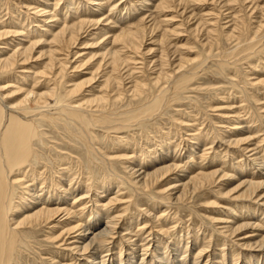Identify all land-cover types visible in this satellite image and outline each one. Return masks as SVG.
Masks as SVG:
<instances>
[{"label":"rangeland","instance_id":"1","mask_svg":"<svg viewBox=\"0 0 264 264\" xmlns=\"http://www.w3.org/2000/svg\"><path fill=\"white\" fill-rule=\"evenodd\" d=\"M5 1L9 6L4 4V0H0V22L7 24L6 27H10V31L14 30V27L24 31L22 38L18 37L13 42L12 51L21 48L14 47L18 43L25 42L27 45L28 39H23L27 36H30L31 41L41 43L35 52L36 56L39 52L57 49L52 72L45 68L46 59H41L37 64L34 63L36 65H26L24 68L27 69L19 66L6 73V76L0 75V87H5L1 94L4 102L9 104H17L16 100L19 103L23 99L24 90L28 88L27 91H30L33 86L36 91H32L35 93H52L46 98L44 105L36 104L30 99L31 104L25 106L28 108L26 113H18L21 126L34 129L29 147L36 153H31L27 162L29 166L23 164V170H26L25 174L31 180L28 184L34 185L35 188L37 186L35 191L44 186L42 192H37L43 200L50 199L45 194L47 191L57 189V195L53 194L48 200L50 202L53 199L55 201L59 193L67 191V194L61 195L64 196L61 204L74 213L72 217L75 219L71 217L74 220L72 225L77 223L94 230L104 222L101 218L100 221L98 219L99 222L94 221L100 216L120 218H116L117 235L107 243L106 249H102L105 252L101 251L104 264H139L143 259L145 264L152 261V264H160L161 259L170 264H264V250L257 252V249L245 246L264 236V197L259 198V201L238 199L241 193L238 192L239 189L230 196L226 195L243 180L264 182V0H147L142 3L144 5L140 3L142 0H47L45 5L40 4L43 0ZM71 1L72 4L69 3ZM35 5L42 7L41 9L47 8L44 9L45 15L43 11L34 15L31 10ZM39 7L38 10H41ZM7 8L10 14L6 11ZM10 9L19 17L18 20L11 19L13 14ZM47 10H50V13ZM51 11L56 12L58 18L54 23L45 21L48 15L51 16ZM61 19L65 24H62ZM77 22L85 24L77 33L74 47L68 46L60 50V47L55 48L56 45L52 48L54 44L50 46L49 42L55 32L65 26H78ZM43 24L50 27L47 29ZM5 25H0V30ZM140 27L142 32L138 36L141 38L137 36L136 44H133L137 47L140 44L139 53H135L133 46L131 50H127L128 47L120 43L114 44L113 35L117 36L130 29V32H136V29L141 31ZM37 30L42 33H36ZM44 42H47V47ZM105 51H123L120 53L125 61L123 66L127 65L126 68L122 66L121 75L119 72L113 74L117 76L116 81L120 84H111L112 88H107L104 84L108 76L105 74L110 72L106 64L108 56H104ZM11 52L9 49L8 53ZM39 72H44L45 75ZM49 74L50 77L47 76ZM80 82L84 87H81L79 92L70 94ZM132 85L136 88L133 89ZM18 86L22 89L20 92H16ZM108 92L110 95H107ZM20 96L21 99H18ZM94 97H106L108 103L86 104ZM85 109L89 110V113ZM42 110H45V113ZM80 112L81 114H78ZM94 117L100 119V122L94 123ZM6 120L8 121V118L3 120L6 125H3L4 127L8 126ZM4 130L2 133H5ZM196 138H199V142ZM246 139V142H242ZM133 158L136 162L131 161ZM193 158L194 160H191ZM174 163L178 164L182 172L167 175L149 189H141L133 182V176L137 175H132L135 172L153 171ZM23 170L17 177L21 178L18 179L20 181L23 180ZM29 172L34 173L33 176ZM209 172H217L216 183L190 192L180 200L175 199L184 183L199 174ZM220 175L226 176L220 178ZM37 177L39 182L36 181ZM74 182L77 185H73ZM169 183H172L171 187L176 190L170 189ZM18 187L15 186L10 197L11 201L16 203L25 195L24 189ZM95 189L97 190L94 191ZM116 191L119 192L117 196ZM83 192L88 196H84ZM258 194H264V188L259 190ZM111 198H115V201L107 205L106 202ZM121 211L125 215L121 214ZM76 212H79V216ZM90 216L93 219H90ZM69 222L62 226L66 227ZM248 223H251V228L232 234L231 229L237 224ZM49 227L31 231L23 229L25 231L21 233L22 239L11 249L6 264H53L52 258L62 263L63 258L66 264L87 262L85 257L65 247L68 242L63 245L61 241L57 243L49 240L52 234ZM222 228L229 230L224 232ZM58 233V229H55V236ZM83 238L85 240V237ZM163 240L165 242L164 248L160 249L161 255L154 253L159 248L158 243ZM201 249L204 251L198 255ZM223 249L222 255L220 251ZM118 252L121 254L118 255Z\"/></svg>","mask_w":264,"mask_h":264},{"label":"bare ground","instance_id":"2","mask_svg":"<svg viewBox=\"0 0 264 264\" xmlns=\"http://www.w3.org/2000/svg\"><path fill=\"white\" fill-rule=\"evenodd\" d=\"M39 1V0H38ZM41 1V0H40ZM46 1L47 0H43V1H41V5H45V4H47L46 3ZM53 1V0H52ZM54 1H56V0H54ZM53 1V2H54ZM65 1V0H64ZM147 0H142V1H140V3L142 4V3H145ZM181 1V0H180ZM183 1V0H182ZM5 0H4V4H5ZM8 2V1H7ZM35 2V1H34ZM49 2V1H48ZM57 2V1H56ZM59 3H60V1H58ZM89 2V1H88ZM187 2V1H186ZM19 3V2H18ZM31 3V2H30ZM69 3H71L72 4V1L71 2H69ZM7 4L8 3H6L5 5L7 6ZM13 4V3H12ZM20 4V3H19ZM39 4V5H40ZM99 4V3H98ZM147 4V3H146ZM15 5H16V3H15ZM21 5H22V3H21ZM24 5H26V4H24ZM52 5H54V3L52 4ZM56 5V4H55ZM58 5V4H57ZM91 5V4H90ZM142 5H144V4H142ZM8 6H9V4H8ZM23 6V5H22ZM49 6H50V4H49ZM66 6H68V4L66 5ZM97 6V5H96ZM110 6V5H109ZM24 7H26V6H24ZM29 7H30V5H29ZM35 8H33L31 11L34 13V15H38V13H42V11H43V14H44V9L46 10L47 8H45V7H43V9H41L38 5H37V7H36V5L34 6ZM38 7H39V9H41V10H38ZM61 7V6H60ZM111 7H114V6H111ZM110 7V8H111ZM0 8H1V5H0ZM55 8H56V6H55ZM69 8H70V5H69ZM68 7H67V9H69ZM28 9V8H27ZM48 9H50L49 7H48ZM60 9V8H59ZM65 9V8H64ZM63 9V10H64ZM67 9H66V12H67ZM163 9H165V8H163ZM4 10V9H3ZM11 10V9H10ZM22 10V9H21ZM30 10H28V11H30ZM56 10V9H55ZM109 10V9H108ZM107 10V11H108ZM135 10V9H134ZM168 10V9H167ZM6 11H8V14H10V11H9V8H7V10ZM19 11H20V9H19ZM30 11V12H31ZM48 12L50 11V10H47ZM53 11V10H52ZM51 11V16H49L48 15V13H46V16H47V18L45 19V21L46 20H49V22L48 23H54V22H56V20L58 19L57 18V16L55 15V13H53ZM99 11V10H98ZM4 12V11H3ZM11 12H12V10H11ZM16 12H18V11H16ZM31 12V13H32ZM46 12V11H45ZM64 12V11H63ZM109 12V11H108ZM107 12V13H108ZM115 12V11H114ZM28 13V12H27ZM30 13V14H31ZM50 13V12H49ZM6 14H7V12H6ZM12 14L13 15H11V19L12 20H18V18L19 17H17L16 16V14L14 15V13L12 12ZM21 14V13H20ZM43 14H41V15H43ZM25 15H27V14H25ZM32 15V14H31ZM30 15V16H31ZM45 15V14H44ZM43 15V16H44ZM69 15V14H68ZM110 15V14H109ZM66 16V15H65ZM64 16V17H65ZM59 17V16H58ZM64 17H63V19H64ZM31 19V18H30ZM30 19L28 20L29 21V23H30ZM42 19H44V18H42ZM60 19V18H59ZM32 20V19H31ZM33 20H34V18H33ZM32 20V21H33ZM36 20V19H35ZM89 20V19H88ZM32 21H31V23H32ZM39 21V20H38ZM38 21H36V22H38ZM44 21V20H43ZM61 22H62V24H65V23H63V21H62V19L60 20ZM11 22V21H10ZM19 21H17V23H18ZM20 22H22V20L20 21ZM90 22V21H89ZM92 22H94V20H92ZM98 22V21H97ZM7 23V22H6ZM29 23H28V26H29ZM30 23V24H31ZM44 23V22H43ZM57 23H59V22H57ZM67 23V22H66ZM78 23V22H77ZM99 23V22H98ZM141 23V22H140ZM13 24V23H12ZM34 24V23H33ZM36 24V23H35ZM39 24V23H38ZM61 24V23H60ZM85 24V22H82V23H78V26H73V27H71V28H69V27H62V28H60V30H58V32L56 33L55 32V34H53V36L51 37L52 39V41H50L49 42V44H50V46L52 45V44H54V45H52V48L56 45V47L55 48H58V47H60L61 49L60 50H62V49H64V47H68V46H70L69 48H71V46H75V41L77 40V33L80 31V30H82V27H83V25ZM96 24V23H95ZM0 25L2 26V25H5V24H3L2 22H0ZM7 25V24H6ZM6 25L4 26V28H1V30H0V75H2L3 76V74H5V76H6V73H8V72H10V71H12V70H14L16 67H19V66H21L20 68H22V69H27V68H24L26 65H30V66H33V65H36L37 64V62L39 61V60H41V59H46L45 61H46V63H45V68H47V69H49L48 71H51L52 69H54L53 68V65H54V63H55V58H56V55H55V53H56V50L57 49H48L46 52H39L38 53V55L36 56L35 55V52H36V50H37V48H38V46L39 45H41V43L40 42H37V41H31V38H30V36H27V37H24L23 39H28V43H27V45H25L24 43L23 44H19L18 42V44H16V46H14V47H17V46H19V47H21V48H18V50L16 49V50H13L12 51V45H14V41L15 40H17L18 39V37H21L22 38V32H23V34H24V31H19V30H21V29H19V28H17V27H14V30H12V31H10L11 29H10V27H8V29H7V27H6ZM10 25V24H9ZM8 25V26H9ZM18 25H20L19 23H18ZM24 25V24H23ZM44 25V27H45V25L46 24H43ZM49 25H52V24H49ZM48 25V26H49ZM55 25V24H54ZM87 25H89V24H87ZM86 25V26H87ZM93 25H94V23H93ZM97 25V24H96ZM139 25H141V24H139ZM21 26V25H20ZM19 26V27H20ZM25 26V25H24ZM64 26V25H63ZM68 26H70L69 24H68ZM90 26H91V24H90ZM22 27V26H21ZM31 27V26H30ZM34 27V26H33ZM50 27V26H49ZM49 27H45V28H49ZM12 28H13V25H12ZM23 28V27H22ZM26 28V27H25ZM35 28V27H34ZM86 28V27H85ZM19 29V30H18ZM29 29V28H28ZM27 29V30H28ZM31 29V28H30ZM29 29V30H30ZM43 29V28H42ZM47 29H45V32H46V30ZM143 29V28H142ZM44 30V29H43ZM84 30V29H83ZM131 30V29H130ZM130 30H128V31H124V32H121L120 34H118L117 36H115V35H113L114 36V38L112 39L113 40V42H114V44H116V43H120V44H122L123 46H125V47H128V49L127 50H131L132 48H131V46H133V50L135 51V53H139V51H138V49H139V47H140V44H138V47H137V45L136 46H134L133 44H136V40H137V36L138 35H140L141 34V32H142V30H141V27H140V30L141 31H137V29H136V32H130ZM132 31V30H131ZM30 32V31H29ZM83 32V31H82ZM25 33H26V31H25ZM27 33H28V31H27ZM36 33H42V32H40V31H36ZM35 33V35H38V34H36ZM44 33V32H43ZM46 33H48V32H46ZM91 33V32H90ZM29 34V33H28ZM32 34H34V33H32ZM49 35H50V33H48ZM21 35V36H20ZM27 35V34H26ZM46 35V34H45ZM17 37V38H16ZM44 37V36H43ZM138 37H140V36H138ZM144 37V36H143ZM40 38V37H39ZM136 38V39H135ZM141 38V37H140ZM139 38V39H140ZM22 39V40H23ZM144 38H142V40H143ZM20 40V39H19ZM33 40V39H32ZM110 41V40H109ZM132 41H135V42H132ZM111 42V41H110ZM109 42V43H110ZM138 42H140L139 40H138ZM142 43V42H141ZM46 44H47V42H44V45L46 46ZM48 44V45H49ZM68 44V45H67ZM117 45V44H116ZM73 46V47H74ZM120 47H121V49H123L122 48V46L121 45H119ZM11 47V48H10ZM47 47V46H46ZM116 48V47H115ZM117 48H118V50H119V47L117 46ZM117 48H116V50H117ZM9 49H10V54L8 53V51H9ZM112 49V48H111ZM124 49H126V48H124ZM59 50V49H58ZM110 50V49H109ZM38 52V51H37ZM61 52V51H60ZM121 52H123V51H121ZM121 52H119V51H105L104 52V56L106 57V56H108V59H106L105 57H103V58H105L106 60H108L107 62H106V64H107V66H108V69H110V72L109 73H106L105 75H107L108 74V76L106 77V79H105V81H104V84H105V86L108 88L111 84H115V85H119L120 83H119V81H116V79H118L117 78V76L116 75H113L114 73L116 74V73H118L119 72V74L121 75V73H120V70H122L121 68H122V66H123V64H125V61H124V59L121 57ZM128 52V51H127ZM7 53V54H6ZM69 53V52H68ZM78 53V52H77ZM58 54H60V53H58ZM61 54H63V53H61ZM60 54V55H61ZM67 54V53H66ZM75 55H77V54H75ZM123 55V54H122ZM127 56V55H126ZM57 57L59 58V55H57ZM67 57V56H66ZM78 58V57H77ZM81 58V57H80ZM131 58V57H130ZM101 59V58H100ZM104 59V60H105ZM134 59V58H133ZM65 60V59H64ZM67 60H68V58H67ZM105 60V61H106ZM164 60V59H163ZM62 60H60V62H61ZM66 61V60H65ZM102 61V60H101ZM161 61H162V58H161ZM164 61H166V60H164ZM163 61V62H164ZM141 62H142V60H141ZM34 63H36V64H34ZM61 63H63V61L61 62ZM64 64V63H63ZM67 64V63H66ZM104 65H105V62L103 63ZM60 65H62V64H60ZM99 65V64H98ZM133 65V64H132ZM164 65V64H163ZM59 66V65H58ZM96 66V65H95ZM107 66H105V67H107ZM127 66V65H126ZM126 66H123V67H125L126 68ZM28 67V66H27ZM55 67H56V65H55ZM99 68H100V66H98ZM64 68V67H63ZM96 68H97V66H96ZM98 68V69H99ZM76 69V68H75ZM44 70V69H43ZM63 70V69H62ZM25 71V70H24ZM46 71V70H45ZM48 71H46V73L48 72ZM64 71H66V70H64ZM15 72V71H14ZM52 72V71H51ZM60 72V71H59ZM27 72H25V74H26ZM40 73V72H39ZM38 73V74H39ZM40 74H43V75H45L44 74V72H42V73H40ZM54 74V73H53ZM52 74V75H53ZM59 74V73H58ZM63 74V73H62ZM55 75V74H54ZM60 75V74H59ZM58 75V76H59ZM65 75V74H64ZM161 75V74H160ZM28 76V75H27ZM48 77H50L51 75L49 74V75H47ZM28 77H30V76H28ZM60 77V76H59ZM118 77L120 78V76L118 75ZM53 78H55V77H53ZM26 79V78H25ZM48 79V78H47ZM51 79H52V77H51ZM57 79V78H56ZM119 80H121V79H119ZM40 81V80H39ZM72 81V80H71ZM88 81V80H87ZM116 81V82H115ZM122 81V80H121ZM22 82V81H21ZM46 82H47V80H46ZM49 82H51V81H49ZM57 82V81H56ZM86 82V81H85ZM84 82V83H85ZM90 82H91V79H90ZM19 83V82H18ZM24 83V82H23ZM8 84V83H7ZM54 84V83H53ZM78 84V83H77ZM87 84H88V82H87ZM169 84V83H168ZM6 85V84H5ZM21 85V84H20ZM56 85V84H55ZM2 87H0V264H6L7 263V260H8V257H9V253H10V251H11V249L13 248V246L15 245V243H17L19 240L21 241V233H22V231H25V230H23V229H28L29 231H31V230H41L42 228H45V227H49V230L52 232V234L49 236V240H51V241H56L57 243L58 242H60L61 241V244H63V245H65L66 244V242H68V244H66L65 245V247H67V249H69V250H71L72 252L74 251V252H76L77 254H79L80 256H82V257H85L87 260V262L85 263V264H104V260H103V258L104 257H102V254H103V252H105V250L103 251L102 249H106V247H107V245L109 244V241H111L112 240V237L116 234V233H118V232H116V218L118 217H113V218H109V216L108 217H103V216H100L98 213V216H100V217H98V218H96V219H94V221L96 222V221H98V219H99V221H100V218L104 221L103 223H101V224H103V225H101V224H99V226H98V228H95L94 230H93V228H88V227H83V226H81L80 224H77L76 222V224H74V225H72L73 223H74V220L73 219H75V217L73 218L72 217V214L74 215V213L72 212V210H70V209H67L66 207H62V204H61V201L62 200H64V196H61V195H63V194H67L68 192L67 191H64V192H61V193H59L58 194V196H56V200L54 201V199L53 200H51L52 202H50V201H48V200H50L51 199V197L53 196V194H56L57 192V189H54V190H56V191H52V192H49V191H47L45 194H46V196L48 197V198H50V199H47V200H43V198H41L40 197V195H38L37 194V192L39 191V192H42V190H43V188H44V186H43V188H38L39 190H37V191H35V189H37V186H36V188L34 187V185H31V184H28V183H30L29 181H31V180H29L28 179V177L26 176V174H25V172H26V170H25V172H24V170H23V164H27V162H28V160H29V157H30V155H31V153H36V151L35 152H33V151H31V149H30V147H29V145H30V139H31V137H32V135H33V133H34V129L33 128H30V127H22L21 126V117L19 116V114L18 113H26V111H27V109L28 108H26L27 106H26V104L27 105H30L31 103H29V101H30V99H31V101L32 102H34V103H36V104H43L44 105V102H45V100H46V98L47 97H49L50 95H52V93H50V92H45V93H40L39 91V93H35L34 91H36V90H34L33 88H34V86H33V88H32V90H34V91H32L31 89H30V91H27L28 90V88H26V90H24L25 92H24V96H22V100H20L19 101V103L17 102V100H16V103L17 104H15V105H12V104H9V103H7V101L6 102H4V98L2 97V91H4L5 90V87H3V85H1ZM8 86V85H7ZM11 86V85H10ZM44 86V85H43ZM49 86L51 87L52 86V84L50 85L49 84ZM74 86V85H73ZM111 86H113V85H111ZM110 86V87H111ZM121 86V85H120ZM133 86V89H135L136 88V86H134V85H132ZM19 87V89L16 91V92H20V86H18ZM37 87V86H36ZM81 87H84V85L83 84H81V82L79 83V85H76V86H74V88H73V90L72 91H70V94L71 93H74L75 91L77 92H79V89L81 88ZM9 87H7V89H8ZM22 88H23V86H22ZM70 88V87H69ZM112 88V87H111ZM132 88V87H131ZM6 89V90H7ZM42 89H44V87L42 88ZM48 89V88H47ZM58 89V88H57ZM57 89H56V91H57ZM116 89V88H115ZM118 89V88H117ZM22 90V89H21ZM13 91V90H12ZM42 91V90H41ZM45 91V90H44ZM51 91V90H50ZM52 91H54V90H52ZM55 91V92H56ZM110 91H112V90H110ZM75 92V93H76ZM22 93V92H21ZM109 93V92H108ZM6 93L4 92V95H5ZM15 94V93H14ZM20 95V94H19ZM107 95H110V93L109 94H107ZM18 99H21V96H20V98L18 97ZM48 99V98H47ZM114 99V98H113ZM14 100V99H13ZM106 97H94V98H92V99H90V100H88L87 102H86V104H93V103H99V102H102V103H104V102H106ZM115 100V99H114ZM108 101V100H107ZM9 102V101H8ZM14 102V101H13ZM111 102H113V100L111 101ZM106 103H108V102H106ZM76 104V103H75ZM78 104V103H77ZM81 104V103H80ZM113 104V103H112ZM26 106V107H25ZM40 106V105H39ZM50 106V105H49ZM66 106V105H65ZM83 106V105H82ZM36 107H37V105H36ZM35 107V108H36ZM42 107V106H41ZM69 107H70V105H69ZM77 107V106H76ZM81 107V106H80ZM38 108V107H37ZM64 108V107H63ZM71 108H73V106L71 105ZM79 108V107H78ZM40 109V108H39ZM42 109H43V107H42ZM51 109V108H50ZM66 109V108H65ZM70 109V108H69ZM30 110V109H29ZM67 110V109H66ZM74 110V109H73ZM72 110V111H73ZM86 111H87V109H85ZM37 111V110H36ZM39 112H40V110H38ZM45 111V110H44ZM43 110H42V112H44ZM78 111V110H77ZM94 111H96V110H94ZM75 114H77L76 113V111H73ZM88 113H89V110L87 111ZM90 112H92V111H90ZM7 113H9V114H7ZM45 113V112H44ZM59 113V112H58ZM49 114V113H48ZM51 114V113H50ZM71 114V113H70ZM75 114H73V115H75ZM78 114H81V112L80 113H78ZM99 114V113H98ZM7 115H8V117H7ZM24 115V114H23ZM29 115V114H28ZM37 115V114H36ZM47 115V114H46ZM94 115H95V112H94ZM251 115V114H250ZM25 116V115H24ZM36 117V116H35ZM38 117H40V115L38 116ZM80 117V116H79ZM91 117V116H90ZM98 117H100V116H98ZM4 118H8V121L6 120V122H8V126L7 127H4V126H6V125H4L3 123V120H4ZM80 118H83V117H80ZM92 118V117H91ZM95 119H93V121H94V123L96 122V123H99L100 121H98V120H100V119H97V117H94ZM78 120H79V118H78ZM82 120V119H81ZM24 121V120H23ZM22 121V122H23ZM33 122V121H32ZM34 123V122H33ZM84 123H85V119H84ZM4 125V126H3ZM99 125V124H98ZM97 125V126H98ZM33 127V126H32ZM4 128H5V130H4ZM35 128H36V125H35ZM2 130H4L5 131V133H2ZM213 136V135H212ZM205 138V137H204ZM199 139V138H198ZM198 139L196 138V140L198 141ZM223 139H225V138H223ZM222 139V140H223ZM227 139V138H226ZM203 140V139H202ZM224 141V140H223ZM227 141V140H226ZM247 141V139L246 140H242V142H246ZM26 142V143H25ZM199 142V141H198ZM197 142V143H198ZM33 143V142H32ZM204 143V142H203ZM213 143V142H212ZM237 143V142H236ZM9 145H11V147L9 146ZM194 144H192V146H193ZM202 145V144H201ZM31 146H32V144H31ZM194 146H196V144L194 145ZM198 146V145H197ZM204 146V145H203ZM121 147V146H120ZM263 147V146H262ZM192 148V147H191ZM199 148V147H198ZM197 148V149H198ZM200 148H201V146H200ZM34 149V148H33ZM193 150L195 149V147L194 148H192ZM245 149V148H244ZM196 150V149H195ZM203 150H204V148H203ZM205 150H206V147H205ZM207 151V150H206ZM243 151V150H242ZM248 151V150H247ZM263 151V150H262ZM192 152V151H191ZM210 152H211V150H210ZM196 154V153H195ZM227 154V153H226ZM229 154V153H228ZM246 154H244V156H245ZM192 156H194V155H192ZM202 156V155H201ZM243 156V155H242ZM242 156H240V157H242ZM36 157V156H35ZM204 157V156H203ZM203 157H201V159H203ZM253 157V156H252ZM258 157H259V155H258ZM32 158V157H31ZM34 158V157H33ZM251 158V157H250ZM254 158V157H253ZM252 158V159H253ZM257 158V157H256ZM175 159V158H174ZM246 159H247V156H246ZM191 160H194V158L193 159H191ZM260 160V159H259ZM131 161H135V159L133 158V160H131ZM241 161V160H240ZM247 161V160H246ZM254 161H255V158H254ZM30 162V161H29ZM32 162V161H31ZM129 162H130V159H129ZM136 162V161H135ZM172 162V161H171ZM178 162V161H177ZM177 162H175V163H177ZM189 162V161H188ZM34 163V162H33ZM175 163L174 164H167V165H165V166H161L160 168H158V169H155V170H153V171H142V172H139V173H137V172H135V173H133L132 175H135V174H137L136 176H133L134 177V179H135V181H133V182H135L141 189H144V190H146V189H149V187H153L154 185H156L160 180H162L163 178H165V177H167V175H172V174H176L177 172H182V171H180L181 169H179V167H178V164L177 165H175ZM236 163V162H235ZM258 163V162H257ZM131 164V163H130ZM28 166H29V164H27ZM129 165V164H128ZM186 165V164H185ZM236 165V164H235ZM238 165H240V164H238ZM250 165H252V164H250ZM261 165V164H260ZM32 166V165H31ZM137 166H138V164H137ZM142 166H143V164H142ZM141 166V167H142ZM180 166H181V164H180ZM237 166V165H236ZM254 166V165H253ZM27 166H25V168H26ZM131 167V166H130ZM144 167V166H143ZM262 167V166H261ZM135 168V167H134ZM180 168H182V166L180 167ZM185 168V167H184ZM31 169V168H30ZM186 169V168H185ZM206 169V168H205ZM21 170H23V173H24V176H23V180L22 181H20L21 180V178H17L21 173H20V171ZM35 171V170H34ZM61 171V170H60ZM134 171H136V170H134ZM213 171H215V170H213ZM33 172V171H32ZM32 172H29V173H32ZM62 172V171H61ZM132 172V171H131ZM200 172V171H199ZM218 172V171H217ZM217 172H209V173H204V174H199V176L197 177V176H195V177H193V178H191L190 179V181L189 182H187V183H184L183 185H182V188H181V190H180V192H179V194H178V196L175 198V199H177V200H180L181 198H183L184 196H186L188 193H190V192H196L198 189H201V188H205V187H207V186H211V185H213L214 183H216V179H217ZM22 173V174H23ZM63 173V172H62ZM202 173V172H201ZM219 173V172H218ZM33 174L34 173H32V176H33ZM41 174V173H40ZM130 174V173H129ZM225 174V173H224ZM253 174V173H252ZM11 175H12V177H11ZM39 175V174H38ZM37 175V176H38ZM131 175V174H130ZM222 175V174H221ZM220 175V178H222V177H224L225 178V176L223 175V176H221ZM261 175V174H260ZM60 176V175H59ZM174 176H176V175H174ZM228 176V175H227ZM22 177V176H21ZM36 177V176H35ZM40 177V176H39ZM228 177H230V176H228ZM253 177V176H252ZM32 177L30 176V179H31ZM38 178V177H37ZM44 178V177H43ZM177 178V177H176ZM18 179H20V180H18ZM77 179V178H76ZM75 179V180H76ZM33 180H35V179H33ZM47 180V179H46ZM52 180V179H51ZM55 180V179H54ZM57 180V179H56ZM74 180V179H73ZM72 180V181H73ZM264 180V179H263ZM36 181H38L39 182V178H38V180H36ZM58 181H60V180H58ZM71 181V182H72ZM240 181V180H239ZM55 182H57V181H55ZM41 183H42V180H41ZM44 183V182H43ZM50 183V182H49ZM58 183V182H57ZM60 183V182H59ZM75 183V182H74ZM73 183V185H77L76 183L74 184ZM37 184V183H36ZM39 184V183H38ZM53 184H54V182H53ZM83 184V182L81 183V186H83L82 185ZM101 184V183H100ZM170 184H172V183H169V186H170V189L172 188L173 190H176L175 188H173V186L171 187V185ZM19 186V187H21V189L23 190V191H25V195H22L21 197H20V201H18L17 203L16 202H13V201H11V196H12V194L14 193V190H15V186ZM55 185V184H54ZM61 185V184H60ZM63 185H64V183H63ZM69 185V184H68ZM86 185V184H85ZM89 185V184H88ZM53 186V185H52ZM57 186H58V184H57ZM80 186V187H81ZM87 186V185H86ZM90 186V185H89ZM99 186V185H98ZM104 186V185H103ZM18 187V188H19ZM94 187H96V186H94ZM102 187V186H101ZM136 187V186H135ZM176 187V186H175ZM35 188V189H34ZM81 188H85V186L84 187H81ZM89 188V187H88ZM117 188H119L118 186H117ZM116 188V189H117ZM168 188V187H167ZM264 188V182H251V181H242V182H238V184H237V186L235 187V189L234 190H229L227 193H226V195L227 196H230L231 195V193L232 192H234L235 190H238L239 189V191L238 192H240L241 191V193H240V195L239 194H237V195H239L237 198L238 199H240V198H242V199H249V200H257V201H259L258 199L259 198H261V197H264V194H262V195H259L258 193H259V190H261V189H263ZM46 189V188H45ZM48 190H49V188H47ZM80 189V188H79ZM92 189V188H91ZM94 189V188H93ZM179 189V188H178ZM178 189H177V191H178ZM21 190V191H22ZM52 190V189H51ZM89 190V189H88ZM87 190V191H88ZM97 189H95L94 191H96ZM99 190V189H98ZM137 190V189H136ZM22 191V192H23ZM72 191H74V190H72ZM82 191V190H81ZM93 191V190H92ZM118 191V190H117ZM116 191V193H115V195L117 196L118 195V193L120 192V190H119V192H117ZM44 192H45V190H44ZM43 192V193H44ZM56 192V193H55ZM85 192V191H84ZM84 192H83V195L85 196V194H84ZM89 193H90V191H88ZM100 192V191H99ZM143 192V191H142ZM18 193V192H17ZM92 193H95V192H92ZM236 193V192H235ZM19 194V193H18ZM17 194V195H18ZM21 194V193H20ZM40 194V193H39ZM96 194V193H95ZM100 194V193H99ZM42 195V194H41ZM57 195V194H56ZM80 195V194H79ZM87 195V194H86ZM98 195V194H97ZM120 195V194H119ZM43 196V195H42ZM45 196V195H44ZM43 196V197H44ZM45 196V198H47ZM67 196V195H66ZM82 196V195H81ZM88 196V195H87ZM86 196V197H87ZM188 196V195H187ZM192 196V195H191ZM17 197V196H16ZM16 197H14V198H16ZM19 197V196H18ZM73 197H74V195H73ZM77 197V196H76ZM96 197V196H95ZM113 197V196H112ZM119 197V196H118ZM55 198V197H54ZM79 198H81V197H79ZM83 198V197H82ZM88 198H90V197H88ZM108 198V197H107ZM117 198V197H116ZM75 199V198H74ZM77 199V198H76ZM128 199H129V197H128ZM235 199H236V197H235ZM65 200H66V197H65ZM123 200V199H122ZM176 200V201H177ZM75 201H77V200H75ZM81 201V200H80ZM83 201V200H82ZM90 201V200H89ZM88 201V202H89ZM93 201V200H92ZM115 201V198H111L110 200H108V202H106L107 203V205L108 204H110V203H112V202H114ZM170 201V200H169ZM171 201H173V200H171ZM74 202V201H73ZM96 202V201H95ZM264 202V201H263ZM50 203H52V204H50ZM80 203V202H79ZM86 203V202H85ZM85 203H84V205H85ZM99 203V202H98ZM118 203V202H117ZM120 203V202H119ZM165 203V202H164ZM258 203V202H257ZM66 204V203H65ZM67 204H68V202H67ZM77 204V203H76ZM95 204V203H94ZM256 204V203H255ZM51 205H53V207H50ZM71 205H74V203L72 204L71 203ZM113 205H114V203H113ZM100 206V205H99ZM106 206V205H105ZM111 206H112V204H111ZM166 206V205H165ZM70 207V206H69ZM76 207V206H75ZM79 207V206H78ZM83 207V206H82ZM85 207V206H84ZM83 207V208H84ZM227 207V206H226ZM73 208H74V206H73ZM86 208V207H85ZM104 208V207H103ZM79 209V208H78ZM108 209V208H107ZM107 209H105V210H107ZM114 209V208H113ZM108 210H111V209H108ZM154 210V209H153ZM166 210V209H165ZM225 210H227V209H225ZM80 211V210H79ZM85 211V210H84ZM99 211H101L100 209H99ZM163 211H164V209H163ZM162 211V212H163ZM235 211V210H234ZM74 212H75V210H74ZM103 212H104V209H103ZM147 212V211H146ZM166 212V211H165ZM164 212V213H165ZM250 212V211H249ZM77 213V215H78V213L79 212H76ZM82 213V212H81ZM94 213V212H93ZM100 213V212H99ZM102 213V212H101ZM105 213V212H104ZM114 213V212H113ZM157 213H159V212H157ZM230 213H232L233 214V212L231 211ZM92 214V213H91ZM96 214V213H95ZM94 214V215H95ZM121 214H124L122 211H121ZM148 214H150V213H148ZM235 214H237V213H235ZM102 215V214H101ZM109 215V214H108ZM125 215V214H124ZM151 215V214H150ZM160 215V214H159ZM79 216V215H78ZM78 216H76V218H78ZM89 216V215H88ZM97 216V215H96ZM155 216V215H154ZM162 216V215H161ZM248 216H250V215H248ZM73 219H72V218ZM94 217V216H93ZM129 217V216H128ZM158 217V216H157ZM163 217V216H162ZM243 217V216H242ZM252 217V216H251ZM89 218V217H88ZM87 218V219H88ZM92 218V216H90V219ZM125 218V217H124ZM123 218V219H124ZM239 218V217H238ZM241 218V217H240ZM70 219H72L73 220V222L71 223V221L69 222V220ZM80 219V218H79ZM93 219V218H92ZM118 219H120L119 217H118ZM117 219V220H118ZM146 219V218H145ZM159 219V218H158ZM152 220H153V218H152ZM162 219H160V221H161ZM164 220V219H163ZM249 220V219H248ZM98 221V222H99ZM119 221V220H118ZM123 221V220H122ZM146 221H147V219H146ZM155 221H157L156 219H155ZM232 221H234V220H232ZM241 221V220H240ZM239 221V222H240ZM67 222H69L68 223V225H66V227L67 226H69V225H72V226H70V227H65V226H62V225H65ZM83 222V221H82ZM88 222H89V219H88ZM97 222V223H98ZM132 222V221H131ZM143 222H145V221H143ZM227 222V221H226ZM248 222V221H247ZM250 222V221H249ZM90 223V222H89ZM128 223H129V221H128ZM156 223V222H155ZM159 223V222H158ZM234 223V222H233ZM252 223V222H251ZM251 223L249 224H240V225H238L237 224V226L236 227H233L231 230H232V234H235V233H239V231H241V230H243V229H247V228H251L252 227V225H251ZM93 224H94V222H93ZM92 224V225H93ZM146 224V223H145ZM157 224V223H156ZM228 224H230V223H228ZM236 224V223H235ZM254 224V223H253ZM84 225H86V223L84 224ZM125 225V224H124ZM131 225H133V224H131ZM138 225V224H137ZM144 225V224H143ZM154 225V224H153ZM161 225H162V221H161ZM160 225V226H161ZM231 225V224H230ZM65 227V228H62V227ZM87 226V225H86ZM136 226V225H135ZM141 226V225H140ZM146 226V225H145ZM148 226V225H147ZM150 226V225H149ZM165 226V225H164ZM234 226V225H233ZM259 226V225H258ZM92 227V226H91ZM143 227V226H142ZM141 227V228H142ZM227 227V226H226ZM256 227H257V225H256ZM131 228V227H130ZM162 228V227H161ZM231 227H229V229H230ZM254 228V227H253ZM55 229H58V231H59V233H58V235L57 236H55V234H54V231H55ZM132 229V228H131ZM139 229H140V227H139ZM164 229V228H163ZM169 229V228H168ZM172 229H174L173 227H172ZM223 229V228H222ZM228 229V230H229ZM119 230V229H118ZM134 230V229H133ZM143 230V232H144V229H142ZM141 230V231H142ZM157 230H159V229H157ZM226 230H227V228H226ZM226 230H224L223 229V231L225 232ZM227 230V231H228ZM50 231L48 232V233H50ZM140 231V230H139ZM139 231H138V233H139ZM150 231V230H149ZM153 231H154V229H153ZM163 231H165V230H163ZM172 231V230H171ZM134 232V231H133ZM135 232H136V234H137V231L135 230ZM223 232V233H224ZM147 233V232H146ZM145 233V234H146ZM153 233H155V232H153ZM160 233V232H159ZM166 233V232H165ZM222 233V232H221ZM23 234V233H22ZM150 234V233H149ZM162 234V233H161ZM161 234H159V236L161 235ZM168 234V233H167ZM226 234V233H225ZM47 235V234H46ZM117 235V234H116ZM143 235V234H142ZM165 235V234H164ZM224 235V234H223ZM227 235H228V233H227ZM226 235V236H227ZM166 236H168V235H166ZM166 236H165V238H166ZM83 237H85V240H84V238ZM115 237V236H114ZM138 237V236H137ZM143 237V236H142ZM148 237H149V235H148ZM157 237V236H156ZM155 237V238H156ZM161 237V236H160ZM232 237V236H231ZM122 238H124V237H122ZM139 238V237H138ZM146 238V237H145ZM148 239V238H147ZM224 239H228V238H224ZM27 240V239H26ZM87 240V241H86ZM140 240H141V238H140ZM150 240V239H149ZM170 240V239H169ZM242 240V239H241ZM84 241H86V243H84ZM124 241V240H123ZM146 241V240H145ZM162 241V240H161ZM243 241V240H242ZM142 242H143V240H142ZM149 241H147V243H148ZM151 242V241H150ZM164 242H165V240H163V242H159L158 243V245H159V248L154 252V253H156V254H160L161 255V253L162 252H160V249L161 248H164L163 247V244H164ZM19 243H21V242H19ZM24 243H26V242H24ZM108 243V244H107ZM143 243H145L146 244V242H143ZM250 243V242H249ZM248 243V244H249ZM251 244V243H250ZM21 245V244H20ZM62 245V246H63ZM133 246H134V244H132ZM144 245V244H143ZM237 245V244H236ZM245 245V244H244ZM61 246V245H60ZM146 246H147V244H146ZM165 246V245H164ZM222 246V245H221ZM225 246V245H224ZM223 246V247H224ZM245 246H247V247H253V248H255V249H257L256 251L257 252H259V250L261 249V250H264V236H263V238H261L260 240H258L257 242H254V243H252L251 245H245ZM244 246V247H245ZM157 247V246H156ZM156 247H155V249H156ZM222 247V248H223ZM17 248V247H16ZM139 248V247H138ZM143 248H144V250H145V247L143 246ZM143 248H141V249H143ZM168 248V247H167ZM172 248V247H171ZM174 248H176L175 246H174ZM209 248V247H208ZM64 249H66V248H64ZM109 249V248H108ZM107 249V251H109ZM115 249V248H114ZM131 249H133V248H131ZM130 249V250H131ZM153 249H154V247H153ZM187 249V248H186ZM246 249V248H245ZM18 250V249H17ZM17 250L15 251V252H17ZM110 250H113V249H110ZM134 250H135V248H134ZM165 250H166V248H165ZM171 250V249H170ZM14 251V250H13ZM19 251H20V249H19ZM66 251H68V250H66ZM101 251H103V252H101ZM146 251V250H145ZM149 251V250H148ZM204 250L203 249H201V250H199V252H198V255L199 254H201V252H203ZM219 251V250H218ZM223 251H224V249L222 250V251H220V252H222V255H223ZM120 252V251H119ZM119 252H118V255H120L119 254ZM130 252H132V251H130ZM152 252V251H151ZM166 252V251H165ZM177 252V251H176ZM207 252H208V249H207ZM20 253V252H19ZM154 253H152V254H154ZM167 253V252H166ZM165 253V254H166ZM173 253V252H172ZM15 254V253H14ZM16 254H18V253H16ZM123 254V253H122ZM164 254V255H165ZM174 254V253H173ZM203 254V253H202ZM75 255V254H74ZM129 255V254H128ZM135 255V254H134ZM138 255H141V254H138ZM71 256V255H70ZM145 256V255H144ZM151 256V255H150ZM152 256H155V255H152ZM166 256H168V255H166ZM184 256V255H183ZM75 257H76V255H75ZM79 257V256H78ZM81 257V258H82ZM118 257H121V256H118ZM205 257V256H204ZM208 257V256H207ZM217 257V256H216ZM223 257V256H222ZM221 257V258H222ZM233 257H234V255H233ZM254 257V256H253ZM253 257H251V258H253ZM122 258V257H121ZM132 258H134V257H132ZM137 258V257H136ZM140 258V257H139ZM153 258V257H152ZM159 258V257H158ZM213 258H214V255H213ZM235 258V257H234ZM68 259V258H67ZM70 259V258H69ZM113 259H114V257H113ZM164 259V258H163ZM169 259V258H168ZM199 259V258H198ZM214 259H216V258H214ZM55 259L54 258H52V263L53 264H66V261L63 259V258H61V260L63 261V263L62 262H56V261H54ZM82 260V259H81ZM116 260V259H115ZM134 260V259H133ZM70 261V260H69ZM120 261V260H119ZM141 262H138L139 264H145L146 262L144 261V259L143 260H140ZM167 261H169V260H167ZM181 261V260H180ZM77 262V261H76ZM118 262V261H117ZM126 262V261H125ZM145 262V263H144ZM147 262H149V261H147ZM153 262V261H152ZM152 262L150 263V264H152ZM172 262H173V260H172ZM198 262V261H197ZM13 263V262H12ZM120 263V262H119ZM123 263V262H122ZM128 263H130V262H128ZM154 263V262H153ZM156 263V262H155ZM111 264H113V263H111ZM116 264V263H115ZM148 264V263H147ZM160 264H170V263H166V261L164 262V260H162L161 259V262H160ZM173 264V263H172ZM194 264H196L195 262H194Z\"/></svg>","mask_w":264,"mask_h":264}]
</instances>
